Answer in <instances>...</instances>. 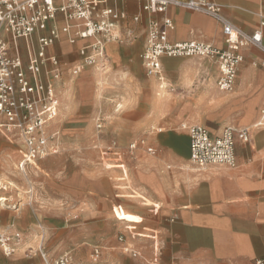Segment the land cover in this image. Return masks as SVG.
Returning <instances> with one entry per match:
<instances>
[{
    "label": "crops",
    "instance_id": "0c3cea01",
    "mask_svg": "<svg viewBox=\"0 0 264 264\" xmlns=\"http://www.w3.org/2000/svg\"><path fill=\"white\" fill-rule=\"evenodd\" d=\"M215 1L221 6L225 18L239 30L249 33L259 29L263 34L264 44V0ZM116 3L110 5L127 13L120 24L124 28L123 38L126 36V26L136 30L138 38L130 48V56L124 54L123 45L117 41L106 45V55L110 56L113 64L120 67L121 74H130L137 56L144 72L140 53L145 45L149 17L160 20L165 15L173 20V29L168 33L172 42L197 39L217 47L224 45L220 23L201 12L169 7L164 13L149 14L142 9L143 2L139 0H120ZM134 16H139L138 22L133 20ZM79 44L80 42L70 45L64 38L51 51H55L62 61L72 62L79 59L76 52ZM241 53L244 59L238 66L233 91L229 93L216 86L218 71L215 60L197 56H163L162 73L169 83H160L148 76L146 83L150 91L149 100L142 107L143 126L159 127L151 138L155 153H139L129 161L131 178L128 177L124 163L107 164V169L122 168L124 171L123 175H110L108 178V181H114L108 185L114 199L111 216L132 235L127 245L147 264H153V258L158 264L159 250L161 264H254L255 258L264 256V127H253L264 104V68L261 66L264 53L254 46L242 49ZM92 68L94 67L88 69V75H91ZM79 84L86 86L85 82ZM169 84L173 90L166 89ZM65 87L67 85L61 90V114L65 113L64 109L69 110L72 106L71 97L67 98L63 93ZM158 88L160 95H156L154 91ZM162 89L165 92L162 93ZM198 124L206 126L215 135L225 126L250 128V143L235 140L234 167L208 165L199 171L194 168L189 161L190 143L185 126ZM6 139L10 143L0 135V160L3 169L15 174L8 161L11 158L15 161L18 156L17 165L24 147L17 139ZM56 161L57 158L46 157L28 169H32L34 176H39L42 173L40 166L44 165L54 173ZM114 171L116 173L117 170ZM20 175L30 185L25 199V203L30 206L31 195L28 194L33 189L32 180L26 172ZM122 181L126 183L122 184ZM64 182L65 190L62 193L73 212L81 210L85 217L102 215L103 206H107L104 199L107 184L101 177L91 176L89 172L82 175L75 173L65 177ZM12 184L14 183L10 180L6 183L9 188ZM1 191V196H10L7 201L12 199L13 189ZM8 207L16 205L9 204ZM150 215L153 219L161 216L160 249L159 229L144 225ZM94 227L98 232L105 230L104 226ZM40 228L45 235L42 224ZM109 240L110 238L103 237L101 245H94V261L100 257V253L94 256L95 248L103 252L101 263L115 257L113 248L107 246ZM90 242L84 240L77 244L92 246ZM24 244V241L20 242L17 250L26 251V248L23 249ZM44 246L45 244L42 249L40 244L38 246L44 257L37 249L38 254L34 252L36 258L38 256L40 263L46 259L54 261L53 256L45 253ZM148 250L152 256L147 258L145 254ZM79 255L82 264L90 263L86 254ZM119 262L128 264L124 258ZM0 264H29V261L21 252L5 255L0 250Z\"/></svg>",
    "mask_w": 264,
    "mask_h": 264
},
{
    "label": "built area",
    "instance_id": "2783aa9c",
    "mask_svg": "<svg viewBox=\"0 0 264 264\" xmlns=\"http://www.w3.org/2000/svg\"><path fill=\"white\" fill-rule=\"evenodd\" d=\"M149 14L164 13L169 7L201 12L215 18L221 25L223 47L202 40L172 42L168 33L173 20L162 16L149 17L146 41L140 53L141 64L149 77L165 81L162 73L163 56L201 57L215 60L218 75L216 86L223 92L233 91L239 64L244 56L241 50L254 46L264 53L263 34L259 29L245 33L222 14L215 0H139ZM107 0H0V133L10 140L23 144L18 171L25 172L39 160L59 153L58 131L53 124L59 114L58 87L64 73L76 76L83 69L103 66L108 59L104 44L120 41V24L127 17L124 10L106 3ZM133 20L139 21V16ZM67 21L74 22L69 26ZM62 22L60 25L59 23ZM77 46L78 60L62 61L51 49L60 37ZM264 68V60L261 62ZM254 128L264 127V104ZM100 121V120H98ZM101 123L98 122L99 128ZM190 143L189 161L198 171L208 165L234 167L235 140L251 142L247 127L225 126L220 133L212 134L201 124L185 126ZM145 146L153 154L155 149L144 140L129 143L131 150ZM113 142L107 152L114 151ZM117 153V152H115ZM21 236L8 231L0 232V250L11 255ZM99 254L95 248L94 256ZM68 256L62 254L45 264H66ZM153 264L157 260L153 258ZM254 264H264V256Z\"/></svg>",
    "mask_w": 264,
    "mask_h": 264
},
{
    "label": "rangeland",
    "instance_id": "374dc122",
    "mask_svg": "<svg viewBox=\"0 0 264 264\" xmlns=\"http://www.w3.org/2000/svg\"><path fill=\"white\" fill-rule=\"evenodd\" d=\"M116 1L120 0H107V3L109 5L117 4ZM72 24L75 23L72 22ZM125 28L126 36L123 38L124 28L122 25L120 26L122 39L117 43L123 45L124 54L130 56L132 51L130 48L138 40L137 32L132 27L126 26ZM129 30L131 32L128 33ZM64 38L66 35L62 36L61 41ZM137 59L138 56L137 62L133 61L129 75L121 74L120 67L111 62L110 56L103 66L98 65L102 70L98 71V68H92V77L88 75L89 67L83 69L76 76L64 73L62 85L57 89L59 107H61L60 101L62 100L61 90L66 85L63 93L67 98L71 97L72 106L69 107V110L64 109L65 113L63 114L58 110V117L53 124V127H56L55 129L58 131L56 141L61 152L51 156L57 158V168L54 173H51L49 167L44 165L45 171L43 166H40L42 173L39 176H34L31 168L25 171L32 180L33 189L28 194L31 195L32 205L29 206L25 203L26 191L30 189V185L20 175L23 172H19L16 166H10L12 170H15V174L7 172L3 169L0 160V182L6 184L10 180L14 183L10 188L8 187V191L13 189V197L7 202L10 205H16V207H12L14 209L6 206L5 208L0 207V232L8 231L21 236V242L25 243L23 249L26 248V251L16 248L12 254L21 252L29 264H45L43 260L40 263L37 259L38 256L36 258L35 255V253L38 254L37 249L42 233L40 224L46 231L45 253L57 259L60 255L71 250L66 264H82L79 254H86L89 257L90 263L87 264H120L121 258H124L128 264H147L139 256L121 249V246L127 245L132 239V235L111 216L110 210L114 199H112L108 185L109 182L114 183V181L112 179L108 181V178L110 175H123L124 171L122 168L107 169V164L124 163L128 177L131 178L129 161L135 159L139 153L143 155L149 153L145 150V146L131 150L129 143L135 140H144L146 144L152 145L151 138L159 129L158 126H143L142 107L149 100L150 91L146 83L148 76L142 71ZM79 82H85L86 86L80 85ZM165 82L169 83L168 80ZM156 86L158 87V85ZM166 89L173 90L170 84ZM159 90V88L154 90L156 95ZM163 92L165 89H162ZM98 122L101 123L99 128L97 127ZM0 135L2 139L9 142L1 133ZM113 142L116 149L107 152V148ZM11 145L18 149L16 145ZM114 170L118 172L115 173ZM88 172L91 176L101 177L102 181L107 184V193L104 196L107 206H103L102 215L94 217L83 216L81 210L73 212L62 193L65 190V177L75 173L82 175ZM121 183L125 184L126 181ZM160 218L161 216L158 219H153L151 215L147 216L144 224L159 229V249L162 237ZM9 223L11 225L8 226ZM94 226H104L105 230L98 232ZM46 229L52 235H49ZM31 233L32 236H30ZM103 237L110 238L107 246L113 248L115 257L101 263L102 250L98 249L100 257L95 261L92 258V250L94 245H101L100 241ZM84 240L91 241L92 246H78L77 243ZM149 247L151 246L149 245ZM159 254L160 250L157 258L158 264H161ZM145 255L147 258L152 256L149 250Z\"/></svg>",
    "mask_w": 264,
    "mask_h": 264
},
{
    "label": "bare ground",
    "instance_id": "6f19581e",
    "mask_svg": "<svg viewBox=\"0 0 264 264\" xmlns=\"http://www.w3.org/2000/svg\"><path fill=\"white\" fill-rule=\"evenodd\" d=\"M67 24H69V26H71L72 25V22H70V21H67ZM62 37V36H61ZM61 37H60V40H61ZM66 37H67V35H66ZM108 42H114V40H109V41H107V43ZM107 43L106 44H104V49L106 50V45H107ZM90 67H94V68H98L99 70L98 71H100V70H102L98 65H94V66H90ZM89 67V68H90ZM97 74V73H96ZM99 81H100V79H99ZM160 89V88H159ZM157 95H160L159 94V91H157ZM61 152V150H59V153ZM10 158V157H9ZM8 161V160H7ZM8 165H10L11 167H13V166H17L16 165V163H15V161L13 160V158H11L10 159V161H8ZM8 189V186L5 184V183H2V182H0V191L1 190H7ZM10 199V196H6V195H4V196H1L0 195V207L1 208H5V206L6 207H8L9 206V204H8V202H7V200H9ZM45 240H46V235H44V231H43V229H42V233H41V236H40V248L42 249L43 247V244H44V242H45ZM41 249H38L39 250V253H41ZM121 249H123V251H125V252H131V253H133L135 256L137 255V252L130 246V245H123V246H121ZM65 255H70L71 253L70 252H65L64 253ZM41 255L44 257V254L43 253H41ZM55 261V260H54Z\"/></svg>",
    "mask_w": 264,
    "mask_h": 264
}]
</instances>
